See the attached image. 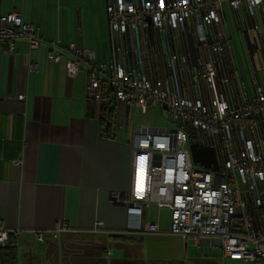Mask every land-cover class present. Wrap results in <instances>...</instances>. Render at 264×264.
I'll return each instance as SVG.
<instances>
[{"label": "built area", "instance_id": "built-area-1", "mask_svg": "<svg viewBox=\"0 0 264 264\" xmlns=\"http://www.w3.org/2000/svg\"><path fill=\"white\" fill-rule=\"evenodd\" d=\"M106 12L107 61L47 39L16 12L0 15V40L10 54L17 40L31 51L46 44L50 62L66 59L70 79L85 69L93 102L107 94L129 118L134 108L165 116L170 127L134 133L126 232L159 234L144 214L166 209L171 236L217 242L231 262L264 264V0H108ZM191 144L213 149L215 171L194 164ZM11 235L20 232L0 224V247ZM44 235L29 232L38 241Z\"/></svg>", "mask_w": 264, "mask_h": 264}, {"label": "crops", "instance_id": "crops-1", "mask_svg": "<svg viewBox=\"0 0 264 264\" xmlns=\"http://www.w3.org/2000/svg\"><path fill=\"white\" fill-rule=\"evenodd\" d=\"M107 3L0 0V15L19 13L47 39L92 50L102 62L111 55ZM48 50L43 44L31 51L26 41L17 40L15 53L10 54L0 40V224L20 232L19 264H185L187 259L175 257L162 261L158 249L148 253L145 239L165 236L187 241L185 248L176 249L179 254H187L188 242L209 254L205 264H239L226 260L217 242L168 234L166 209L158 214L149 207L144 214L145 224L159 223V234L125 231L138 128L131 120L134 116L127 118L128 109L119 102L105 105L116 111L114 137L105 136L101 124L105 106L89 98L87 71L70 79L66 59L52 63ZM29 65L36 71L31 72ZM19 95L25 96L23 101ZM17 159L22 161L19 167L14 165ZM150 210L154 221L148 218ZM162 212L168 216V230L162 228ZM63 222L71 232L50 234ZM34 231L48 234L46 240L33 241L29 232Z\"/></svg>", "mask_w": 264, "mask_h": 264}, {"label": "rangeland", "instance_id": "rangeland-1", "mask_svg": "<svg viewBox=\"0 0 264 264\" xmlns=\"http://www.w3.org/2000/svg\"><path fill=\"white\" fill-rule=\"evenodd\" d=\"M242 66L245 69L247 67L244 59H242ZM103 101H105V100H103ZM132 112H133V116H134L132 121L138 127L141 125H143L145 127H149L150 132H153L155 128H165V127L168 128V127H170V125L167 123V121L165 119V116L162 115L159 110H153L145 116H142L141 111L139 109H136V108H134L132 110ZM129 116L130 115H129V109H128L127 118H129ZM133 122L131 123V125H134ZM197 168L202 169V167H200V166H197ZM149 213H150V215L148 218L150 220L154 221L155 217L152 215V210H150ZM161 218H162L161 222H162L163 230H168V216H166L165 212H162ZM147 227L151 228V227H153V224H150L149 222H147ZM61 229L64 231V233L65 232H71V228L69 227V225H67V227L65 229H63V226H58L53 231V233H55L56 230H61ZM184 242L186 243L187 241H184ZM185 243H183V242L178 243L177 240H174L172 238L165 236V237L146 238L144 245H148V246H145L148 253L151 250H157V249H158V251L162 252V254H160V257H162L161 258L162 261H168L171 257H175L176 260L181 259V261H183L184 259H187L185 261V264H205L206 260L210 259L211 256L209 254L204 255V253L202 252L201 249L191 247L189 242H188L187 254H186V251H185V253L182 252L179 254L176 251V249L181 247V246L182 247L184 246V248H185L186 247Z\"/></svg>", "mask_w": 264, "mask_h": 264}, {"label": "trees", "instance_id": "trees-1", "mask_svg": "<svg viewBox=\"0 0 264 264\" xmlns=\"http://www.w3.org/2000/svg\"><path fill=\"white\" fill-rule=\"evenodd\" d=\"M234 45H235V50L238 51V44L234 43ZM103 97L105 100L106 99L110 100L111 103L116 102V101H112L110 99V96L107 94H105ZM151 111L153 110H150L149 112ZM147 114H144L142 116H145ZM115 120H116L115 108H110V106L103 107L101 110V124H103L102 133L105 134V136H107L109 139H113L114 137L113 132H114V127L116 125ZM50 234H52L54 237H59L61 235H64V232L60 234L51 232ZM46 235L48 234L45 233L44 235L45 237L43 241H38L35 240L34 238H32V240L33 241L35 240V242H39V243L44 242L47 237ZM19 237L20 235L18 237H14L11 235L8 243L4 247H0V264H19V240H20Z\"/></svg>", "mask_w": 264, "mask_h": 264}, {"label": "water", "instance_id": "water-1", "mask_svg": "<svg viewBox=\"0 0 264 264\" xmlns=\"http://www.w3.org/2000/svg\"><path fill=\"white\" fill-rule=\"evenodd\" d=\"M110 101H103L101 103V107L108 105ZM190 152L193 159L194 164H200L204 168H212V171L217 169V165L215 163V153L210 147H199L196 144L190 145ZM156 158H159L158 156Z\"/></svg>", "mask_w": 264, "mask_h": 264}, {"label": "bare ground", "instance_id": "bare-ground-1", "mask_svg": "<svg viewBox=\"0 0 264 264\" xmlns=\"http://www.w3.org/2000/svg\"><path fill=\"white\" fill-rule=\"evenodd\" d=\"M95 228H96V225H95Z\"/></svg>", "mask_w": 264, "mask_h": 264}]
</instances>
